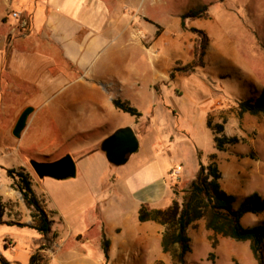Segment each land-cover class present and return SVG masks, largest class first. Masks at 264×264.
I'll list each match as a JSON object with an SVG mask.
<instances>
[{"label":"rangeland","instance_id":"obj_1","mask_svg":"<svg viewBox=\"0 0 264 264\" xmlns=\"http://www.w3.org/2000/svg\"><path fill=\"white\" fill-rule=\"evenodd\" d=\"M184 1L148 0L143 6L152 16L168 19L165 35L175 38L180 47L177 54L171 48L161 50L170 66L176 68L164 86V109L158 102L152 107L155 99L147 85L158 70L148 63L151 72L145 76L138 96L131 99L142 115L126 113L123 116L131 119H120L125 126L130 125L128 121H137L134 130L139 148L126 163H109L99 149L98 142L103 139L99 137L108 126L89 129L83 138L78 135L68 139L63 129L55 127L64 115L58 112L52 119V130L38 132L34 141L18 143L17 137L3 134L10 113L0 109V255L10 264H29L39 245L44 246L40 264H173L161 245L150 251L138 248L129 230L138 223L139 209L134 211L132 201L126 197L125 179L155 159L162 168V180L171 190V198L168 191L158 207L168 206L173 199L181 201L180 191L196 175L199 162L208 164L211 155L221 171L223 189L239 199L253 192L264 198V116H240L237 108L239 100L256 97L264 90V0H193L186 5L207 4V16L186 19V29L177 30V18L169 13H177ZM143 25L153 29L148 22ZM138 36L147 55L160 54L141 28ZM202 40L206 43L202 65L193 67L199 57L195 48ZM162 77L160 74L157 78ZM56 100L52 99V106ZM207 120L212 126L222 124L223 133L236 137L237 143L218 150ZM65 153H70L78 164L75 178L40 179L29 163L30 159H57ZM18 167L40 184L35 189L52 220L55 236L50 233L48 239H40L34 229L12 220H21L27 214V206L18 205L17 189L6 174V168ZM260 220H264V211L246 214L241 223L250 227ZM187 232L192 249L184 264H258L248 241L219 235L213 247L203 219L192 223Z\"/></svg>","mask_w":264,"mask_h":264},{"label":"crops","instance_id":"obj_2","mask_svg":"<svg viewBox=\"0 0 264 264\" xmlns=\"http://www.w3.org/2000/svg\"><path fill=\"white\" fill-rule=\"evenodd\" d=\"M146 1L0 0V109L10 113V123L3 134L14 137L12 129L19 114L26 106H32L31 116L17 137L18 143L34 141L38 132L52 130V119L58 112L64 115L55 127L63 129L65 138H83L89 129L108 126V131L99 137L104 139L125 126L121 117L131 119L123 116L126 112L115 107L113 99L128 101L136 107L131 99L138 96L145 76L151 72L148 63L158 70L147 85L155 99L152 107L158 102L164 109V86L173 77L170 73L174 68L161 50L171 48L177 54L180 45L175 38L165 35L168 19L156 18L144 10ZM191 2L185 0L177 13H169L177 18V30L182 27L181 14L195 5H186ZM12 11L20 12L27 24L21 26L19 19L12 17ZM143 22L152 24L153 29L145 28ZM139 28L151 45L160 49L158 56L147 55L138 36ZM160 74L161 80L157 78ZM56 98L52 106V99ZM136 122L135 119L127 123L134 129ZM76 167L78 173L77 163ZM81 167L85 172L83 164ZM93 175L97 176L95 171ZM30 178L39 197L35 187L40 184ZM125 184L126 197L132 201L134 211L141 205L158 208L168 191L171 198L170 185L162 180V168L156 159L129 175ZM16 193L18 205L24 207L20 192ZM25 213L23 219L12 220L29 223L27 208ZM129 230L138 248H160L159 223L138 221ZM151 238L153 242L146 241Z\"/></svg>","mask_w":264,"mask_h":264},{"label":"trees","instance_id":"obj_3","mask_svg":"<svg viewBox=\"0 0 264 264\" xmlns=\"http://www.w3.org/2000/svg\"><path fill=\"white\" fill-rule=\"evenodd\" d=\"M208 5L192 7L181 14V26L186 29V19L206 17ZM194 29V28H193ZM205 40L195 48L198 52V61L192 63L193 67L202 65ZM174 68L173 70H175ZM173 70L170 76H173ZM113 104L123 112L139 117L142 113L128 101L119 98L113 99ZM239 115L249 113L264 116V90L258 96L239 100L237 104ZM207 126L215 133V144L218 150H225L227 144L237 143L236 137H228L223 133L220 123L212 126L207 120ZM6 174L12 179V186L17 189L23 202L29 209L30 222L25 224L14 221L18 225H25L41 235L40 239H48L51 233L52 220L44 209L40 198L32 187V181L24 168H6ZM221 171L215 156L211 155L210 162L206 165L199 162V167L194 178L183 188L181 201L173 199L166 207L149 208L141 205L138 211V221L152 220L164 228L161 233L160 245L162 252L171 255L173 264H184L186 255L191 252V238L188 235L189 226L198 219L204 220V225L211 232L212 246L217 242V236L229 237L235 241H248L250 249L258 264H264V220L245 227L241 219L246 214H259L264 211V198L253 192L241 199L227 192L221 186ZM178 193V191H175ZM3 216V206H0V221ZM55 236V234H52ZM107 243V242H106ZM39 245L38 250L31 254L29 264L42 263ZM0 264L10 262L0 255Z\"/></svg>","mask_w":264,"mask_h":264},{"label":"water","instance_id":"obj_4","mask_svg":"<svg viewBox=\"0 0 264 264\" xmlns=\"http://www.w3.org/2000/svg\"><path fill=\"white\" fill-rule=\"evenodd\" d=\"M32 111V106H26L19 114L12 129L15 137L20 136ZM138 148L139 139L131 126L117 128L100 143V149L104 152L107 161L117 166L126 163L129 155L136 152ZM29 163L40 179L49 177L55 180H66L76 177L77 174L76 162L70 153H65L55 160L30 159Z\"/></svg>","mask_w":264,"mask_h":264},{"label":"built area","instance_id":"obj_5","mask_svg":"<svg viewBox=\"0 0 264 264\" xmlns=\"http://www.w3.org/2000/svg\"><path fill=\"white\" fill-rule=\"evenodd\" d=\"M11 15L12 17L19 19L21 26H25L27 24V19L22 17L20 12L12 11Z\"/></svg>","mask_w":264,"mask_h":264}]
</instances>
